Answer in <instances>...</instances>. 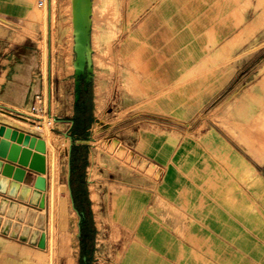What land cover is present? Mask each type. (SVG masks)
Returning a JSON list of instances; mask_svg holds the SVG:
<instances>
[{"label":"rangeland","instance_id":"obj_1","mask_svg":"<svg viewBox=\"0 0 264 264\" xmlns=\"http://www.w3.org/2000/svg\"><path fill=\"white\" fill-rule=\"evenodd\" d=\"M0 6L6 36L38 46L44 76L45 89L28 111L48 146L46 206L30 216H44L41 261L83 264L68 189L69 124L51 117L71 114V0H21L20 8L0 0ZM126 23L125 0H92L90 119L79 138L87 147L84 181L95 225L88 264H264V143L256 145L263 163L257 166L252 149L244 158L221 141L210 115L175 131L149 126L141 113L143 69L125 56ZM157 153L159 166L152 162Z\"/></svg>","mask_w":264,"mask_h":264},{"label":"crops","instance_id":"obj_2","mask_svg":"<svg viewBox=\"0 0 264 264\" xmlns=\"http://www.w3.org/2000/svg\"><path fill=\"white\" fill-rule=\"evenodd\" d=\"M11 3L21 7V0ZM125 13V56L143 69L148 125L175 131L210 115L222 142L262 165L256 145L264 143V0H125ZM5 25L0 18V108L29 114L45 89L40 52L31 40L6 36ZM6 115L0 124L44 140L30 122L23 128ZM247 149L252 156L242 154ZM44 156L47 187L48 146ZM152 162L161 164L159 153ZM22 168L16 196L0 193V264H42L43 249L33 242L42 229L30 218L44 210L30 203L39 173ZM23 186L30 187L26 201L18 199Z\"/></svg>","mask_w":264,"mask_h":264},{"label":"water","instance_id":"obj_3","mask_svg":"<svg viewBox=\"0 0 264 264\" xmlns=\"http://www.w3.org/2000/svg\"><path fill=\"white\" fill-rule=\"evenodd\" d=\"M92 0H71V22L73 36L72 60L75 99L79 97L80 79L84 78L86 83L93 77L92 48H91V15ZM86 89V86H84ZM1 111L16 118L26 120V114L11 108L2 106ZM34 149V152H32ZM46 146L42 138L30 135L15 127L0 124V193H6L14 197L20 187L19 182L24 179L25 170L23 166L39 173L34 180V190L30 203L44 208L46 204L45 193L46 179L42 174L46 172L45 153ZM17 164V166L15 165ZM12 175L14 182H9L8 177ZM30 187L23 186L18 199L26 201ZM73 206V205H72ZM32 211L31 213H33ZM30 213V215H31ZM41 223H37L42 228ZM33 242L39 248L45 247V233L34 232ZM83 264H86V256H82Z\"/></svg>","mask_w":264,"mask_h":264},{"label":"flooded vegetation","instance_id":"obj_4","mask_svg":"<svg viewBox=\"0 0 264 264\" xmlns=\"http://www.w3.org/2000/svg\"><path fill=\"white\" fill-rule=\"evenodd\" d=\"M72 82H73V100L71 105V114L68 116H59V115H53L50 116L53 117V120L55 122H65L66 124H69L67 128V132L65 133V136L69 138L70 140V146H69V166H68V189H69V195L71 198V202L73 205V208L76 210L78 214V244H79V252H80V258L81 256V234H82V226L86 222L88 216L86 212V208L84 206V203L81 200V196L78 192V188L75 186V178L78 174L80 167L72 165L71 159L74 156L76 152H79L80 148L84 145L79 138H81L83 132L85 131V128L81 127L80 125V119L83 117V115L87 114V109L89 102L91 101V81L86 83L84 78L80 79V92L79 97L75 99V89H74V78H73V72L71 74ZM86 86V89L84 88ZM48 98H47V107L45 110L46 113H48Z\"/></svg>","mask_w":264,"mask_h":264},{"label":"trees","instance_id":"obj_5","mask_svg":"<svg viewBox=\"0 0 264 264\" xmlns=\"http://www.w3.org/2000/svg\"><path fill=\"white\" fill-rule=\"evenodd\" d=\"M90 104L89 102L87 114L83 115V117L80 119V125L83 128H87V124L90 119ZM86 146L83 145L79 152H76L74 156L71 159L72 165L79 166L80 170L75 178V186L78 188V192L81 196V200L84 203V206L86 208L87 212V220L82 226V234H81V256H86V264H88V260L90 259L92 250H93V241H94V233H95V225L92 218V213L90 209V202L88 198L87 188L84 181V172H85V166L87 163V151ZM83 262V260L81 259Z\"/></svg>","mask_w":264,"mask_h":264},{"label":"bare ground","instance_id":"obj_6","mask_svg":"<svg viewBox=\"0 0 264 264\" xmlns=\"http://www.w3.org/2000/svg\"><path fill=\"white\" fill-rule=\"evenodd\" d=\"M94 8V7H93ZM91 11H92V8H91ZM92 16V15H91ZM72 38H73V36H72ZM45 55H46V53H45ZM262 95V94H261ZM260 95V96H261ZM45 97V96H44ZM260 99H261V97H259ZM45 101V100H44ZM261 101H264V100H261ZM44 104H42V106L44 105L45 106V102H43ZM46 109V108H45ZM4 114H6V113H4ZM18 124H21V125H24V126H32V125H30V123L27 121V120H24V119H20V118H18L17 120H15ZM44 121L47 123V125H48V120H47V118H45L44 119ZM35 129H36V127L35 126H33ZM66 154V153H65ZM60 165H61V163H60ZM156 166V165H155ZM58 168V167H57ZM57 168H55V164L53 163V171H52V176H51V207H52V212H51V221H52V223H51V228L53 229V224H54V218H55V212H56V208H57V201H56V189H57V186H56V179H57V177H58V169ZM155 169H156V167H155ZM59 185V184H58ZM59 192V191H58ZM57 192V193H58ZM58 196V195H57ZM58 199V198H57ZM60 206H61V209H62V212H64V214H65V212H66V198H63V199H61V202H60ZM41 209H43V208H41ZM37 213V211H35V212H33V213H31V217L34 215V214H36ZM43 214L40 212L39 214H38V218H36V223H41L42 222V219H43ZM121 229V228H120ZM119 229V230H120ZM121 233V232H120ZM119 235V234H118Z\"/></svg>","mask_w":264,"mask_h":264},{"label":"built area","instance_id":"obj_7","mask_svg":"<svg viewBox=\"0 0 264 264\" xmlns=\"http://www.w3.org/2000/svg\"><path fill=\"white\" fill-rule=\"evenodd\" d=\"M39 96H40V95H39ZM33 109H34V107H33ZM3 113H4V112H3ZM25 114H26V113H25ZM26 116H27V117H26V120L29 121L30 123H33V120H34V119H33V116H31V115H29V114H26Z\"/></svg>","mask_w":264,"mask_h":264}]
</instances>
